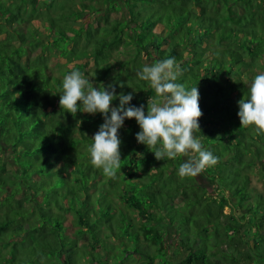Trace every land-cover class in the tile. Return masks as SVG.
Masks as SVG:
<instances>
[{
    "label": "trees",
    "instance_id": "16d2710c",
    "mask_svg": "<svg viewBox=\"0 0 264 264\" xmlns=\"http://www.w3.org/2000/svg\"><path fill=\"white\" fill-rule=\"evenodd\" d=\"M168 57L198 89L213 192L137 143L134 118L107 175L88 152L101 115L58 103L79 70L146 108L136 73ZM262 71L264 0H0V264H264V132L237 116Z\"/></svg>",
    "mask_w": 264,
    "mask_h": 264
},
{
    "label": "clouds",
    "instance_id": "9594fccd",
    "mask_svg": "<svg viewBox=\"0 0 264 264\" xmlns=\"http://www.w3.org/2000/svg\"><path fill=\"white\" fill-rule=\"evenodd\" d=\"M180 67L174 57L145 64L137 71L140 81H145L155 91L150 106L131 103L133 93L116 92L115 87L89 84L88 77L79 70L64 75L59 94V105L75 115L78 111L99 113L103 122L91 137L88 145L91 163L109 175L121 168V139L118 130L126 118H134L139 126L135 133L137 143L144 144L158 160L187 157L178 168L180 176H196L206 166L217 162L216 156L203 148L197 137L199 92L195 86L186 88L177 83ZM119 83V82H117ZM134 91V90H133ZM118 99V104L112 101ZM79 101V103H77ZM237 116L240 124L253 125L257 132H264V71L255 75L247 85V95L238 101Z\"/></svg>",
    "mask_w": 264,
    "mask_h": 264
},
{
    "label": "rangeland",
    "instance_id": "374dc122",
    "mask_svg": "<svg viewBox=\"0 0 264 264\" xmlns=\"http://www.w3.org/2000/svg\"><path fill=\"white\" fill-rule=\"evenodd\" d=\"M187 159V157L185 158ZM196 179L198 180L199 184L203 185V186H206L210 189L211 192L212 191V184L210 182V180L205 177L204 175H201L200 173L198 175L195 176ZM261 181L257 178V174H253L252 175V178H251V185H254V186H257V187H261ZM226 211H228V209H226ZM46 234L44 233H37V241L40 242V243H44L46 238H47V235L45 236ZM233 237L232 235V231L229 233L228 235V238H231Z\"/></svg>",
    "mask_w": 264,
    "mask_h": 264
}]
</instances>
